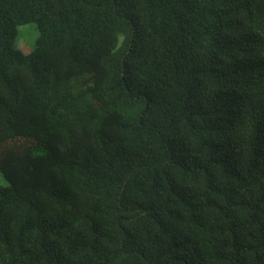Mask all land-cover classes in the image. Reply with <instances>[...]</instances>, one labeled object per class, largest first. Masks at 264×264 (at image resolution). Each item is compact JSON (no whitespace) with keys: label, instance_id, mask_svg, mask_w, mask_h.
Masks as SVG:
<instances>
[{"label":"trees","instance_id":"trees-1","mask_svg":"<svg viewBox=\"0 0 264 264\" xmlns=\"http://www.w3.org/2000/svg\"><path fill=\"white\" fill-rule=\"evenodd\" d=\"M0 173V264H264V0H0Z\"/></svg>","mask_w":264,"mask_h":264},{"label":"rangeland","instance_id":"rangeland-1","mask_svg":"<svg viewBox=\"0 0 264 264\" xmlns=\"http://www.w3.org/2000/svg\"><path fill=\"white\" fill-rule=\"evenodd\" d=\"M39 32L34 22H29L18 26L14 47L23 53H30L36 43ZM6 180L0 173V185H6Z\"/></svg>","mask_w":264,"mask_h":264}]
</instances>
